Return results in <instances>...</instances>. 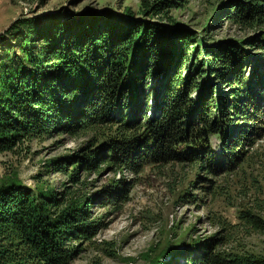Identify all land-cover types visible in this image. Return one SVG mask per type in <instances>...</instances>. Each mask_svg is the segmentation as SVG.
<instances>
[{
    "label": "trees",
    "instance_id": "1",
    "mask_svg": "<svg viewBox=\"0 0 264 264\" xmlns=\"http://www.w3.org/2000/svg\"><path fill=\"white\" fill-rule=\"evenodd\" d=\"M229 4L227 21L257 36L210 45L161 24L177 0L146 4L148 20L85 12L18 22L6 33L18 50L0 58V154L58 135L87 138L47 164L84 189L82 176L101 168L138 175L148 165L189 163L234 172L264 137V0ZM121 189L124 181L114 182L99 207L129 201ZM80 192L1 184L0 264H72L103 229L90 213L96 196ZM255 201L240 224L221 222L226 235L184 256L187 264H264V254L222 249L237 234H264V200Z\"/></svg>",
    "mask_w": 264,
    "mask_h": 264
},
{
    "label": "rangeland",
    "instance_id": "2",
    "mask_svg": "<svg viewBox=\"0 0 264 264\" xmlns=\"http://www.w3.org/2000/svg\"><path fill=\"white\" fill-rule=\"evenodd\" d=\"M157 0H0V58L7 48L17 51V41L6 35L18 22L48 16H78L85 12L148 20L143 15L146 4ZM231 0H177L161 24L190 31L207 39L206 44L244 41L257 36V30L241 28L227 21ZM170 19V20H169ZM158 21L157 19H154ZM257 54H261L258 53ZM157 95L161 96V93ZM154 108L155 102L150 104ZM87 138L58 135L32 140L14 153L0 154V185L19 180L28 189L52 187L56 191H80L97 198L91 217L103 222V229L93 243H85L83 252L72 264H187L184 256L196 253L204 241L226 235L222 221L240 224L239 215L264 200V137L250 148L249 157L234 172L211 174L198 165H148L138 175L123 169L114 172L101 168L82 176L88 186H73L68 178L55 173L49 163L77 153ZM212 148L221 155L220 142L214 138ZM124 181L129 201L100 208L107 189ZM124 188V187H121ZM222 249H234L256 255L264 254V234H237L233 243Z\"/></svg>",
    "mask_w": 264,
    "mask_h": 264
}]
</instances>
